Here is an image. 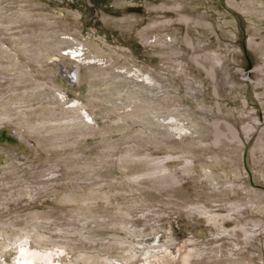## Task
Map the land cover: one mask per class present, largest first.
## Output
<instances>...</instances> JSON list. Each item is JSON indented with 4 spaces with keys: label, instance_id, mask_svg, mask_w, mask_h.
Wrapping results in <instances>:
<instances>
[{
    "label": "bare ground",
    "instance_id": "bare-ground-1",
    "mask_svg": "<svg viewBox=\"0 0 264 264\" xmlns=\"http://www.w3.org/2000/svg\"><path fill=\"white\" fill-rule=\"evenodd\" d=\"M21 1L25 0H20V2ZM123 1L125 2V0ZM196 1L197 0H162L158 4H153L147 7V10L142 14H125L124 11H122L119 17L102 16L100 18L104 22L112 24L113 27H116L117 29L127 28L128 30L133 32H135L134 30L139 27L141 22L148 21V23L144 26L145 30L142 33L144 42L153 38L157 42V45L161 47L163 46L161 49H158V51H155L154 53L158 59V64L150 65V68L158 70L162 74L165 73L166 76L163 75V81L168 82H163V87L159 85V90H161L163 94L153 100L142 95H137V93L131 91H125L127 90L126 85H131V81L134 83L133 80L135 77H141L144 84L146 82L147 85H149V83L153 84L151 82L152 75L150 73H146L145 76L141 69L130 68L128 64L120 63L119 61H117L115 56H104L103 53H105V51H103V53H99L101 49H99L97 45H87L82 42L76 41V37H73L72 35H70V33H64L63 35H67L68 37L70 36L71 39L56 38L59 35L58 33L62 34V31L66 32L67 29L70 30V28H75L77 26V23L75 22L63 23L58 20H49L47 16L32 18L29 13H23L25 12V9H27V6L13 5L12 8L9 5L6 11H1L0 9V19L2 16H5L3 20H0V41H2V37H7V39L13 38L15 40H20V42L22 40L27 42V38L29 36H31V38H40L39 36H41V34L37 35L40 32L47 34L51 33L52 39L45 40V43L42 41H38V44L47 46L49 49H51V51H49V49H45V47H43V49H40L41 47L39 49H35L31 46L32 49L30 47L26 49L25 55H28L27 59H31L34 65H39L41 63L43 58L42 53H53L58 54L63 58L78 59V61L82 62L84 65V67L83 65L81 66L84 72H89L90 74L95 73L100 76L105 75L109 78H111L112 76H116L118 81H116L115 79V81L111 83L104 82L102 83V85L104 86L102 89L94 90L92 87L89 88L85 93L86 95L84 103H78V106L81 108V110L82 108L85 109V112L89 111L87 112L89 113V117L97 116L96 114L100 112V106H105V104H108L109 107H115L116 111L122 112L123 115H131L130 120L138 122L141 129L132 132L129 135V138H126V142H148L157 144L163 149V154L156 157H151V155L136 157V155L134 154H129V149H126L123 154L120 153V155L114 153H105L95 160L97 162L96 164H98L96 165V167H93L94 165H92V167H88L87 169H85V172L77 170L68 172V168L66 167L65 169L64 167L63 171L65 172L62 173L60 177H88L89 175H97V173L103 171V184L109 185L110 183H114L113 179H111L112 177H109L108 175L111 171L110 169L114 167L116 163L117 165H123V163H125L124 167H122L124 168V170L128 166H135L133 164L138 163L140 164L138 172L133 173V175L125 176L127 179L129 178L130 180L137 182L140 185L142 184V179H159L161 178V176H163V185L165 183H170L171 186H175L181 182V178L178 176V174L182 173L183 175H190L192 180H196V187L203 188L205 186L203 185V181L213 178L212 182L209 183L207 187H205V190L197 192V194L201 195L199 197L197 196L198 198H187V201L183 203H177L176 200H171V195H167L169 199L163 202V209H176L183 212V214H180L178 216L171 215L167 212L163 213V216H165V218H182L183 220H185V222L191 223V225H194L195 227H198L199 224L204 225L207 227V229H212V231H210V233L208 234L210 235V239L207 238L209 240L205 239L204 241L197 240L192 233H189L185 238L176 237L177 239H175V241H167L162 246L152 247L157 251L163 249V252L167 254L168 258L174 259L177 256L179 248L186 245V249L184 250V252L180 254V256H178L180 264H203L210 260H215L216 264H233L234 262L238 264L237 259L238 261H240L241 259H239L240 257H235L236 253L242 251L245 252L246 250H248L249 254L253 255V251L251 250L252 235L255 234L258 228L264 227V222L259 217H252L249 212L257 206V201L251 199L244 200L248 190L246 188L245 181L239 182V180L235 179V181H226L224 180V178H226L227 176H236L240 174L239 160L245 144L250 141V139L254 135V132L257 131L259 127H264V110H262L263 120L259 121V118L254 115L255 110L245 109L247 105L246 100L239 99L242 92L250 89L251 93L259 95V97L261 96L263 100H260L259 102L264 105V52L263 50L261 51L259 49L260 46L258 47V44L260 42L255 41V34L251 32L252 30L250 31L251 28H248L249 31L247 30V50L255 58L257 62V65L255 66L257 69L259 68L260 71L258 72L257 69L254 68L251 71L253 73V77H251L249 73H245L243 67L245 61H243V59H240L244 56L243 50L240 47L235 48L230 43L222 42L219 39L214 30L218 26L224 27L225 24H218V22L216 23L217 20L215 22L208 21L207 18L210 17L209 14L202 12ZM244 1L245 5L242 7L230 0L228 4L229 6L239 11L245 18V20L251 21L253 19H257L258 21L264 22V0ZM248 2L250 3V5L248 4ZM118 5L120 4L118 3ZM9 11H15L17 13L16 16H6V12ZM18 13H22V15H18ZM166 14H170L172 18H163V15ZM33 19H35V21ZM39 19L42 22H40ZM37 21L39 23H37ZM177 26H183L187 30H190L193 35L195 34L200 37L198 38L193 36V38H190L184 36L183 45H176L173 47L165 48V46H168L170 44V42H168L166 39L167 36H172V33L175 31V28ZM9 35L11 37H9ZM207 36H214L215 40L207 41ZM235 39L233 38L231 40ZM171 40V42H173L174 40H176V38L173 37ZM0 44H3V42ZM16 44L18 43L16 42ZM13 45H15V43H13ZM67 49H71L74 52H67ZM89 49H91L93 53H95L93 55L94 57L92 58H90L91 53ZM202 53H207L208 57H202ZM15 56L18 57L16 53L12 54V56L9 57L13 58ZM91 60L94 64L89 63V61ZM27 62L32 63L29 60ZM7 65H12V63L10 62ZM23 66H26V62H23L22 66L16 65V67L14 68V72L22 70V73L17 74V78L19 80L21 77H25V81H27V77L34 79L38 76L39 71H37V69H39V67H35L36 70L30 71V68L26 66L25 70L28 69L29 72H23ZM115 71L122 72L115 73ZM113 73H115L116 75H114ZM130 73H133V75L130 76L129 79H124ZM97 75H93V77H98ZM143 77L145 79H143ZM4 78L6 79L5 76ZM4 78L0 76V79ZM42 79H45V81H43V85L46 84V79H48L46 74L43 75L42 73ZM38 80L39 79H37L36 81ZM169 88L172 90L176 89V92L179 91L180 93H184L185 97L182 96L181 100H179L177 96L170 95L168 93ZM13 90L15 89L13 88ZM203 90H206V95L208 97V99L206 100L209 102V105L207 106L203 104H196V98L201 95L198 92ZM261 90L262 93L259 94V91ZM144 92H147V89H143L141 91V93ZM226 97L234 103V106L228 105L224 102L220 103L216 101L218 99H225ZM60 103L62 104L61 101L59 102V104ZM79 107L68 108L67 106V108L62 109L60 105L58 109L60 114H62L63 116H66V112L68 111L70 113V115L68 113L69 116L78 119L82 117V115L78 113V111H80ZM155 108L159 109V111H153V109ZM195 108L196 112L198 110L197 108H201V110H204L206 108V110L210 112V115H218L219 117H222V120L215 121L212 126H210V121L204 119V116L201 117L194 114L195 112H193V110ZM241 108L243 109L240 110ZM71 109H74L75 112L71 111ZM57 111V109L45 108L42 110H36L34 111V113L37 114V116L47 117L50 115H54V113H56ZM203 112L205 111H202V113ZM73 113H77V115H72ZM104 113L105 112H100L99 119L107 118L106 115L108 113ZM27 115L28 114L26 113L24 116ZM0 119L1 129L2 126L5 127L12 123L7 122V120L13 121L9 117L1 114ZM47 119L49 121L59 120L58 117H47ZM128 120L129 119H127V121ZM29 123L30 120L27 119L17 123L16 125L24 126ZM93 123H95V120L93 121ZM85 129L87 132H78L77 134L66 133V135H59L61 138H56L57 134L54 133L50 134L54 135L51 138L49 136H38L32 137V139L36 143L38 142V144H42V146H47L48 144H51L53 142L74 141V139L75 141H79L82 136L91 135L88 134V132L94 131L91 127ZM52 130L55 129L53 128ZM109 130L110 129H105L103 130V133L106 132L107 134ZM122 132L119 131V133ZM30 133L31 132L29 130H25L24 135H29ZM70 136L75 138L68 139ZM259 136L255 142L254 147L252 148L253 155L254 150L255 152H264V141L259 138ZM54 138L56 140H53ZM29 139L25 137L23 139L24 141H22L23 144L26 145ZM122 141L123 140L121 138L115 139L114 142L112 141V148L116 147L117 145L119 146ZM22 142H20L16 146L20 148ZM107 143H110L109 140L105 141L102 147L105 148L106 145H108ZM12 147L14 146L9 145L8 148L13 149ZM134 147H137V145H134ZM31 149L34 150L36 148L32 147ZM70 152L71 150H67V152H64L65 155H67L64 156L65 160L60 162H63L64 166H72V162L67 161L66 159L71 157L72 153ZM64 153L59 152L57 154L62 155ZM46 155L51 156L53 154L46 153ZM95 157H97V155H95ZM77 161L75 160L76 163ZM175 165L181 166H177L178 169L173 170L172 167H174ZM259 168L262 169L263 167ZM105 169H107L108 171ZM212 172L214 173V175ZM7 174H10L8 176L9 181L10 178H15V174ZM13 178L11 180H13ZM166 179L168 180L167 182H165ZM2 181L0 182V190L1 188L3 189V192L0 193V215L3 214V212H9L3 210L1 211V209L4 207L2 205L3 203L1 202L4 201L5 198H7L8 200L12 198L11 193L18 190V188L14 189L15 186H23L25 187V189L26 187H33V185L25 186V184L28 183V179L10 181L8 183H5V180L3 182ZM34 182L36 183L38 181L35 180ZM148 182H151V180ZM20 188L23 189L22 187ZM21 189H19L18 192ZM167 191H169V189H167ZM169 192H171V189ZM226 192H233L237 196V199H228L229 201H227L226 199V201L223 200L219 202L217 200H211L215 199L214 197H216L218 193L221 196L220 193ZM9 201H11V199ZM131 201L133 200L123 201L122 205L125 207L123 209H112L107 211L104 214L107 219H104L102 221V225L104 224L103 227L107 228L108 226H121L120 228H123L122 225L127 223L126 220L131 222L134 215H137L138 213H142L144 211H147L148 214L152 213V211L146 207L134 206L131 209H126V207L131 204ZM113 203L117 204V202H112L110 204L108 203L107 206H110ZM62 207L69 210L68 212L71 213L67 214V218H71V222L68 221V223L70 224H75L76 221L79 222L80 220L84 219L91 222L101 216L100 214H83L85 212V209L88 208L86 204L74 209L65 207V205H62ZM76 209L83 215H75V217H73L72 214H76ZM40 215L41 214L30 216L25 215L26 217L22 215L21 216L24 217L22 218L24 224L28 225L29 221L31 223V220L36 219L37 221H39V223H41V219L43 217L41 218ZM21 216L19 215L18 217L21 218ZM3 218L4 217L0 218V264H148V259L152 257L157 258V256L148 255V253L146 252H144V254L137 253L134 249L135 246H133L134 248L130 245L123 246L121 245L122 243L119 242V245L116 244L117 242H114L113 244L116 245H114V247L112 248L105 247L106 249H103L102 247L101 249L91 248L90 250H69L66 249V244L63 247V245L59 244L60 242L58 243L59 245L52 243L53 245L49 247L41 246V242H43V244L45 243V241H48L49 243L53 242L52 239L54 237L51 239L47 238V240L44 239L45 241H40L38 239V241H40L39 244L37 239L35 240L31 238L32 234L34 235V233H38L39 231L35 226H31L29 224L31 227L24 228L22 226H19V224L14 225V221L13 223H11L12 221H9V218ZM49 221H53V219H49ZM224 222H231L232 225L230 227H226V224H224ZM175 223L177 224V222ZM80 227L83 228V226ZM75 228L78 231L79 228L77 226ZM57 230L62 232H69V230ZM169 231L170 229L164 232H168L167 234H169ZM263 233L264 231H261L260 234ZM39 234H41L42 236V233ZM82 238L88 241L96 240V238L92 235ZM102 239L104 238H100V240ZM156 242L158 243V240ZM227 245L230 246L224 248V246ZM119 246H123V248H119ZM137 250L139 251V249ZM224 258H227V261H224ZM216 259L218 260L216 261ZM249 259L247 258V260ZM242 263L244 264V262H239V264Z\"/></svg>",
    "mask_w": 264,
    "mask_h": 264
},
{
    "label": "rangeland",
    "instance_id": "rangeland-1",
    "mask_svg": "<svg viewBox=\"0 0 264 264\" xmlns=\"http://www.w3.org/2000/svg\"><path fill=\"white\" fill-rule=\"evenodd\" d=\"M161 1L162 0H125V2L123 0H25L20 2V0H0V9L1 11H6L9 5L12 8L13 5H24L27 6V9H25V12L23 13H29L32 18L47 16L49 20H58L63 23H77L75 28H70V30L67 29L66 32L62 31V34L58 33L59 35L56 38L71 39L70 36L68 37L67 35H63L64 33H70V35L76 37V41L87 45H97V47L101 49L99 53H103V51H105V53H103L104 56H115L117 61L120 63H126L130 66V68L141 69L144 75L146 73H150L152 75L151 82L153 84L149 83V85H147L146 81L144 84L141 77H135L133 80L134 83L131 81V85L127 84V90L125 91H131L137 93V95H142L153 100L163 94V92L159 90V85L163 87V82H165L163 81V75L166 76V74H162L158 70L150 68V65L158 64V59L154 53L163 46L161 47L157 45V42L153 38L151 39L152 41L147 40L144 42L142 33L144 32V26L148 23V21L141 22L139 27L134 30L135 32H133L127 28L117 29L116 27H113L112 24L104 22L100 18L102 16L119 17L122 11H124L125 14H142L147 10V7L153 4H158ZM230 1L240 5V7L245 5L244 0ZM228 2L229 0L196 1L201 11L209 14L210 17L207 18L208 21L215 22L217 20L216 23L218 22V24H225L224 27L218 26L214 32L222 42L230 43L235 48L240 47L243 50L244 56L240 59L245 61L243 66L244 72L249 73V75L253 77V73L251 71L256 68L255 65H257V62L247 50V30L249 31L251 28L250 31L252 30L251 32H253L256 36L255 41L260 42L258 44V47L260 46L259 49L261 51L263 50L264 52V22L258 21L257 19H253L251 21L245 20L239 11L229 6ZM118 3L120 5H118ZM248 4L250 5L249 2ZM16 14L17 13L15 11L6 12V16H16ZM18 15H22V13H18ZM4 18L5 16H2L0 20H3ZM163 18H172V16H170V14H166L163 15ZM33 20L35 21V19ZM37 23L39 22L37 21ZM40 34V38H31V36H29L27 38V42L23 40L20 42V40H15L13 38L7 39V37H2V41H0V43L3 42V44H0V76L3 78L5 76L7 79H0V114L13 120H7V122H12L8 126H2V129L0 127V182L5 180V183H8L10 181L28 179V183L25 184V186L33 185L34 187H26L25 189L23 186H15L14 189L18 188L19 190L21 189L20 187L23 189H21L19 192L18 190L15 192L13 191L11 193V201H9L10 199L8 200L5 198V200L1 202L4 206L1 211L3 210L9 212H3V214L0 215V218H9V221H12L11 223L14 221V225L19 224V226L24 228L35 226L39 231L38 233H34V235L32 234L31 238L35 240L37 239V241L38 239L41 241L54 237L52 239L53 242H50L51 244L45 240L44 244L43 242L40 244V241H38L41 246L49 247L53 244H60L64 247L66 244L65 247L69 250H90L91 248H112L119 242L122 243L121 245L123 246H135V248H133L137 253L144 254V252H146L148 255L157 256V258L152 257L148 259V264H180L178 256L184 252L186 245L179 248L177 256L174 259L168 258L167 254L163 252V249L157 251L152 246H162L167 241H175V239H177L176 237L185 238L189 233H192L197 240H209L210 235L208 234L210 231H212V229H207L206 226L201 224H199L198 227H195L194 225H191V223L185 222V220L182 218H165L163 213L167 212L171 215L178 216L183 214V212L176 209H163V202L169 199L167 195H171V200H176L177 203H183L187 201V198H198L201 195L197 194V192L205 190V187H207L209 183L212 182L213 178L203 181V185H205L203 188L196 187L195 185L197 184V181L192 180L190 175H183L182 173L178 174V176L181 178V182L175 186H171L170 183H165L163 185V176H161L159 179L152 178L153 180L150 179L151 182H148L150 180L147 178L142 179V184L140 185L129 178L127 179L125 176L137 173L140 166L138 163L133 164L135 166H128L125 170L122 168L124 167L125 163H123V165H117L116 163L114 167L110 169L111 171L108 175L109 177H112L111 179H113L114 183H110L109 185L103 184V171L97 173V175H89L88 177H60V175L65 172L63 171L64 167L65 169L66 167L68 168V172H73L74 170L85 172L84 170L88 167H92V165H94L93 167H96L98 164H96L97 162L95 160L105 153H114L120 155V153L123 154L126 149H129V154H134L136 157H143L144 155L156 157L163 154V149L157 144L148 142H145L146 144L135 142L127 143L126 138H129V135L132 132L140 130L141 127L138 122L130 120L131 115H123L122 112L116 111L115 107H109L108 104H105V106H100V112L108 113L106 115V119H99L100 112L96 114L97 116L89 117V113H87L89 111L85 112L86 110L83 108L81 110V108L78 106V103H84L86 95L85 93L89 88L92 87L94 90L102 89L104 87L102 83H111L114 82L115 79L118 81L117 77L110 76L111 78H109L105 75L100 76L95 73L90 74L89 72H84L81 67L83 63L79 62L78 59L63 58L62 56L53 53H42L43 58L40 63L41 65H34L31 59H27L28 55H25L26 49L29 47L31 48V46L35 49H39L40 47V49H43V47H45V49H49L47 46H42L38 43L40 41L45 43V40L52 39L51 33L47 34L40 32L37 35ZM184 36L190 38H193V36L198 38L200 37L195 34L193 35L190 30H187L183 26H177L175 31L172 33V36H167L166 39L171 45L169 44L168 46H165V48L183 45ZM9 37L11 36L9 35ZM173 37L176 38V40L171 42ZM233 38L236 39L231 40ZM209 40L214 41L215 37L207 36V41ZM16 42L18 44H16ZM13 43H15V45H13ZM49 51H51V49H49ZM72 51L73 50L71 49H67V52ZM89 51L91 53L90 58L94 57L93 55L95 53H93L91 49H89ZM14 53H16L18 57H9ZM201 55L202 57H208L207 53H202ZM28 60L32 62H29L30 65L27 62ZM10 62L12 65H7ZM23 62H26V66L30 68V71H34L36 70L35 67H39V69H37V71H39L38 76L34 79L27 77V81H25V77H21L19 80L17 78V74L22 73V70L14 72V68L16 65L22 66ZM89 63H93L92 60L89 61ZM26 66H23V72H29L28 69L25 70ZM257 71L259 72L260 69L258 68ZM116 72L121 73L122 71H115V73ZM42 73L43 75L46 74L48 77L45 82L46 84L44 85L43 81H45V79H42ZM115 73L113 74L116 75ZM93 75H97L98 77H93ZM132 75L133 73H130L124 79H129ZM12 77L14 78V81ZM144 77L143 79H145ZM37 79L39 80L36 81ZM13 88L15 90H13ZM143 89H147V92L141 93ZM175 90L176 89L172 90L169 88L168 93L172 96H177L179 100H181L182 96L185 97L184 93H180L179 91L176 92L177 90ZM198 93L201 95L196 98V104H203L205 106L209 105V102L206 100L208 99L206 90L199 91ZM261 93L262 90L259 91V94ZM239 99H245L247 102L245 109L255 110L254 115L259 118V121L263 120L262 110H264V105L259 102L260 100H263L261 96L259 97V95L251 93L250 89H247L245 92L241 93ZM60 101L62 104H59ZM216 101L220 103L224 102L228 105L234 106V103L227 97L225 99H218ZM60 105L62 109L67 108V106L68 108L79 107L80 111H78V113L82 115V117L78 119L73 118L72 116H69L70 113L68 111L66 112V116H63L60 114L58 109ZM45 108L57 109L58 111L54 113V115L47 117H58L59 120L49 121L47 117L37 116V114L34 113L36 110H42ZM197 109L199 110H197V112L196 108L193 110V112H195L194 114L196 116H204V119L210 121V126H212L215 121L222 120V117H219L218 115H210V112L206 110V108L204 110H201V108ZM242 109L243 108L240 110ZM71 111L75 112L74 109H71ZM153 111L156 112L159 111V109L155 108ZM202 111L205 112L202 113ZM26 113L28 115L24 116ZM72 115H77V113H73ZM27 119L30 120L29 124L24 126L16 125L17 123ZM127 119L129 120L127 121ZM94 120L95 123H93ZM84 127H91L94 131L88 132V134L91 135H84L79 141H75V137L70 136L68 139L72 138L74 141L53 142L47 146H42V144H38V142L36 143L32 139V137L38 136H49L51 138L54 135L50 134L54 133L57 134L56 138H61L60 136L66 135V133L77 134L78 132H87ZM53 128L55 130H52ZM105 129H110L107 134L106 132L103 133V130ZM25 130H29L31 133L29 135H24ZM119 131L123 132L119 133ZM258 136L264 141V127H259V129L254 132V135L250 141L245 144L239 160L240 174L236 176H227L224 178V180H239V182L245 181L246 188L248 190L244 200L251 199L257 201V206L249 212L252 217H259L264 222V152H255L254 150V155L252 153V148L254 147ZM25 137L28 139L31 138L28 140L26 145H24L22 142L24 141L23 139ZM119 138L123 140L121 144L119 146L114 145L116 147L113 146L114 148H112L111 142H114L115 139ZM107 139L110 143H107L108 145H106L104 148L102 145L105 143V141H108ZM53 140L56 139L54 138ZM19 141L22 142L20 148L16 146L20 143ZM9 145L14 146L12 148L15 150L8 148ZM134 145H137V147H134ZM32 147L36 149L32 150ZM2 148L5 149L7 153ZM67 150H71L70 153H72L70 158H66L67 161L72 162V166H64L63 162L60 163L61 161L65 160L64 156L67 154L65 155L64 152H67ZM59 152L64 154L58 155L57 153ZM46 153H52L53 155L48 156L49 154L46 155ZM95 155H97V157H95ZM75 160H79L80 162L77 161L76 163ZM181 165H175L172 167V169L177 170V166ZM259 167L263 168L260 169ZM7 173L15 174V178L12 177L13 180L10 178L9 181L8 176L10 174ZM29 179L32 180L30 181ZM33 180H36L39 183H35ZM167 181L168 180L166 179L165 182ZM167 189H169V191L171 189V192L167 191ZM1 192H3L2 188L0 190V193ZM220 194L221 196L218 193V195L214 197L215 199L211 200H217L219 202L223 200L226 201V199L227 201L237 199V196L233 192ZM125 200H133L131 201V204L126 207V209H131L134 206L146 207L149 208L152 213L148 214L147 211H144L134 215L131 222L126 220L127 223L122 225L123 228H120L121 226H108L107 228L103 227L104 224L102 225V221L107 219L104 214L112 209L118 210L125 208L122 205V202ZM112 202H117V204L113 203L112 205L107 206L108 203L110 204ZM82 203L88 206L83 214H100L101 216L91 222L84 219L80 220L79 222L76 221L75 224L68 223V221L71 222V218H67V214L71 213L68 212L69 210L64 209L62 205H65V207H69L70 209H74L82 205L84 206ZM38 214H41V218L43 217L42 219L40 218L41 223H39V221L36 219L31 220V223L29 221L31 226L29 224H24L22 220L24 217L22 216ZM81 214L82 213L76 209V214H72V216L75 217V215ZM19 215H22L21 218L18 217ZM49 219H53V221H49ZM175 222H177V224ZM224 224H226V227H230L232 225L231 222H224ZM76 226L79 228L78 231L75 228ZM80 226H83V228ZM57 229L69 230V232H62ZM169 229V234H167L168 232H164ZM261 231H264V227L258 228L255 234L252 235L251 250L253 251V255H250L248 250H244L245 252L242 251L236 253L237 256L235 255V257H240L239 259H241L240 261L237 259L238 264L239 262H244V264H264V233L260 234ZM39 233H42V236ZM91 235L95 237L96 240L88 241L82 238ZM100 238L104 239L100 240ZM157 240L158 243L156 242ZM114 242L117 243L113 244ZM123 246H119V248H123ZM228 246L230 245L224 246V248ZM137 249H139V251ZM247 258L250 259L247 260ZM217 260L218 259H216V261ZM224 261H227V258H224ZM208 262L203 264H216L215 260H210ZM233 264L236 263L234 262Z\"/></svg>",
    "mask_w": 264,
    "mask_h": 264
}]
</instances>
